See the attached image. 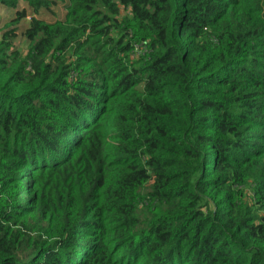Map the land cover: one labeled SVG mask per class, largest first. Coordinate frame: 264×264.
Returning <instances> with one entry per match:
<instances>
[{"label": "trees", "instance_id": "16d2710c", "mask_svg": "<svg viewBox=\"0 0 264 264\" xmlns=\"http://www.w3.org/2000/svg\"><path fill=\"white\" fill-rule=\"evenodd\" d=\"M0 8V264H264V0Z\"/></svg>", "mask_w": 264, "mask_h": 264}, {"label": "rangeland", "instance_id": "374dc122", "mask_svg": "<svg viewBox=\"0 0 264 264\" xmlns=\"http://www.w3.org/2000/svg\"><path fill=\"white\" fill-rule=\"evenodd\" d=\"M17 12H26V17L21 19L20 23L9 28L7 31L16 30L17 37L13 41H10L9 44L12 45L13 49L18 50L23 56H26L31 50V44L25 35V31L29 28L33 18L44 21L45 23H55L57 20H64L66 14L64 6L54 8V13L46 11L45 9H41L39 13H35L32 8L23 1L19 2ZM18 17L19 16L15 10L0 8V33L2 34V32L7 29V22H10ZM133 55L139 57V55H145V52L142 49L137 48L134 50Z\"/></svg>", "mask_w": 264, "mask_h": 264}]
</instances>
